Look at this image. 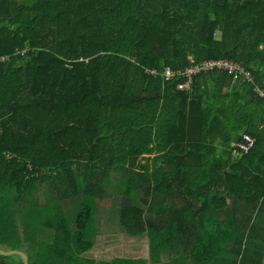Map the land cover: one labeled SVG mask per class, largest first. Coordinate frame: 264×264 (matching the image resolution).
<instances>
[{"label": "trees", "instance_id": "obj_1", "mask_svg": "<svg viewBox=\"0 0 264 264\" xmlns=\"http://www.w3.org/2000/svg\"><path fill=\"white\" fill-rule=\"evenodd\" d=\"M220 60L252 81L185 75ZM255 89L264 0H0V246L27 264H264ZM110 190L148 258H83L98 228L82 201Z\"/></svg>", "mask_w": 264, "mask_h": 264}, {"label": "rangeland", "instance_id": "obj_2", "mask_svg": "<svg viewBox=\"0 0 264 264\" xmlns=\"http://www.w3.org/2000/svg\"><path fill=\"white\" fill-rule=\"evenodd\" d=\"M108 193L103 199L84 198L82 201L83 204L93 207L94 226L101 232L96 240V247L89 253L90 257H102L105 260H110L115 257L146 256L148 252L146 238L130 239L119 230L117 209L121 199L119 196L113 195L111 190ZM41 197L42 193L39 192V201H42Z\"/></svg>", "mask_w": 264, "mask_h": 264}, {"label": "built area", "instance_id": "obj_3", "mask_svg": "<svg viewBox=\"0 0 264 264\" xmlns=\"http://www.w3.org/2000/svg\"><path fill=\"white\" fill-rule=\"evenodd\" d=\"M213 70H221L227 72L229 75L232 76L234 82L239 79H243L248 82L252 81L250 74L246 72L242 67H240L235 63L224 60L207 61L200 63L198 65H193L190 68L186 69L185 75H187L190 78L191 76L197 73L208 72ZM162 74L165 79H170L174 75L173 73H171L169 69H165ZM189 87H190V81L180 86L179 89H188ZM255 92L259 95V97L264 98V93H262L258 89H255ZM253 144H254V139H252L247 135H244L240 142L231 144L232 154L238 157L243 154H246L252 148Z\"/></svg>", "mask_w": 264, "mask_h": 264}, {"label": "water", "instance_id": "obj_4", "mask_svg": "<svg viewBox=\"0 0 264 264\" xmlns=\"http://www.w3.org/2000/svg\"><path fill=\"white\" fill-rule=\"evenodd\" d=\"M0 256L9 257V256H18L22 259V264H27V256L21 251L8 250L6 246H0ZM2 264V261L0 262Z\"/></svg>", "mask_w": 264, "mask_h": 264}, {"label": "flooded vegetation", "instance_id": "obj_5", "mask_svg": "<svg viewBox=\"0 0 264 264\" xmlns=\"http://www.w3.org/2000/svg\"><path fill=\"white\" fill-rule=\"evenodd\" d=\"M100 235H101V232H100V229L98 228V229H96V234H95V237H94V246L91 248L92 250L96 247V244H97L96 240H98V237H99ZM92 250L87 251V252L83 255V258H84L85 260H88V261H90V260H94L95 262H101V261H104V260H105V259L102 258V257H94V258L90 257L89 253H90Z\"/></svg>", "mask_w": 264, "mask_h": 264}, {"label": "crops", "instance_id": "obj_6", "mask_svg": "<svg viewBox=\"0 0 264 264\" xmlns=\"http://www.w3.org/2000/svg\"><path fill=\"white\" fill-rule=\"evenodd\" d=\"M130 239H138V238H130ZM147 248H148V245H147ZM121 258H132V259H138V258H142V259H146L148 258V252L146 254V256H137V257H121ZM109 261V260H107Z\"/></svg>", "mask_w": 264, "mask_h": 264}]
</instances>
